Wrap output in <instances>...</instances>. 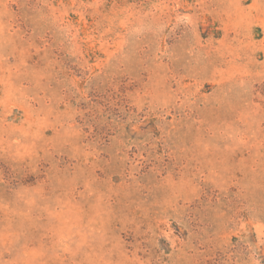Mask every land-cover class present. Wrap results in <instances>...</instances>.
Returning <instances> with one entry per match:
<instances>
[{
    "label": "rangeland",
    "instance_id": "374dc122",
    "mask_svg": "<svg viewBox=\"0 0 264 264\" xmlns=\"http://www.w3.org/2000/svg\"><path fill=\"white\" fill-rule=\"evenodd\" d=\"M0 264H264V0H0Z\"/></svg>",
    "mask_w": 264,
    "mask_h": 264
}]
</instances>
